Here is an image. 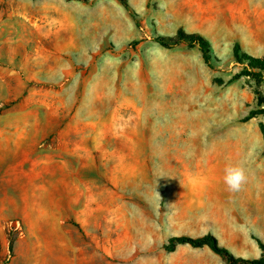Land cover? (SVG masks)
<instances>
[{
    "label": "rangeland",
    "instance_id": "1",
    "mask_svg": "<svg viewBox=\"0 0 264 264\" xmlns=\"http://www.w3.org/2000/svg\"><path fill=\"white\" fill-rule=\"evenodd\" d=\"M128 4L0 0V118L26 137L19 152L0 143V264H220L164 250L209 233L262 255L264 114L243 120L264 109V82H227L235 43L264 55V0ZM180 29L210 41L214 68L154 42ZM238 162L248 181L232 192Z\"/></svg>",
    "mask_w": 264,
    "mask_h": 264
},
{
    "label": "trees",
    "instance_id": "2",
    "mask_svg": "<svg viewBox=\"0 0 264 264\" xmlns=\"http://www.w3.org/2000/svg\"><path fill=\"white\" fill-rule=\"evenodd\" d=\"M117 1H119L125 7V9L130 12L128 0ZM154 42L166 48L181 44H185L190 48L197 47L202 54L204 63L210 68L215 67L216 58L214 56L212 45L210 41L203 35L198 33H187L180 29L177 35L174 37L157 35L154 37ZM233 58L235 63L241 66V70L233 75L228 80L227 84L234 83L243 78L253 79L258 83L264 82V55L260 57L253 56L245 52L240 43H235L233 48ZM219 82L222 83V80H219ZM258 105L260 107L264 106L263 99H259ZM261 114H264V109L262 108L251 111L243 121L248 122ZM260 129L264 138V124L260 125ZM255 240L262 250V255L260 258L254 259H246L235 256L231 250L221 246L217 237L211 233L200 237H191L187 235L173 236L169 238L168 243L164 245V250L171 253L176 251L179 245H189L195 249L208 247L213 253L220 256L226 262V264H264V242L258 238H255Z\"/></svg>",
    "mask_w": 264,
    "mask_h": 264
},
{
    "label": "crops",
    "instance_id": "3",
    "mask_svg": "<svg viewBox=\"0 0 264 264\" xmlns=\"http://www.w3.org/2000/svg\"><path fill=\"white\" fill-rule=\"evenodd\" d=\"M1 86H2V84H0V87ZM9 119H10L9 117H5V118L4 117H1L0 118V143H3L5 141V143L8 144L9 147H10V141H13L12 146L15 147L16 152H19L17 147H19L20 141L26 139V137H23V135L22 134H19V132H18V128H19L18 127V123H19V121L17 119L15 121H13L12 119H10V120ZM7 122L10 123V126H5L4 125V123H7ZM2 152H4V151L2 150ZM205 248L206 249H209L208 247H204V248H198L196 250L205 249ZM210 251H209V253H211L214 257H216L215 259H219L216 256L215 253L213 254ZM218 261H220V264L224 263V261L222 260V258L219 259ZM194 264H206V262L203 260V261H199V262L194 263Z\"/></svg>",
    "mask_w": 264,
    "mask_h": 264
},
{
    "label": "clouds",
    "instance_id": "4",
    "mask_svg": "<svg viewBox=\"0 0 264 264\" xmlns=\"http://www.w3.org/2000/svg\"><path fill=\"white\" fill-rule=\"evenodd\" d=\"M224 184L232 192L240 191L247 183L248 176L243 162L229 164L224 169Z\"/></svg>",
    "mask_w": 264,
    "mask_h": 264
}]
</instances>
